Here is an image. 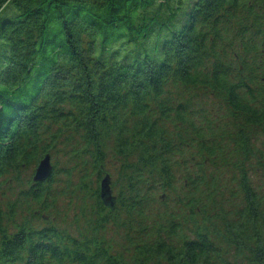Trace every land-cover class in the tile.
Here are the masks:
<instances>
[{
	"label": "trees",
	"instance_id": "trees-1",
	"mask_svg": "<svg viewBox=\"0 0 264 264\" xmlns=\"http://www.w3.org/2000/svg\"><path fill=\"white\" fill-rule=\"evenodd\" d=\"M0 264H264V0H0Z\"/></svg>",
	"mask_w": 264,
	"mask_h": 264
},
{
	"label": "rangeland",
	"instance_id": "rangeland-1",
	"mask_svg": "<svg viewBox=\"0 0 264 264\" xmlns=\"http://www.w3.org/2000/svg\"><path fill=\"white\" fill-rule=\"evenodd\" d=\"M60 147H63L65 152L67 150H70L71 151V147L70 148H67V147H64L63 145H60ZM60 153L58 155V157H55L54 155H51V160H52V164H57L58 166H69L71 167L75 160L74 159H70V157L68 156L67 153ZM112 153V151L110 152ZM57 159L59 161H57ZM37 168V167H36ZM36 168H34L33 170H29V171H25V173L23 174L25 177H28L29 174H30V171H33V173H35L36 171ZM116 170V169H115ZM61 184L58 182V184H56V186H60ZM15 188H13L14 190ZM115 189V188H114ZM67 199L68 197H61L59 200H58V203L56 204V211H60V214L64 215L65 217H68V219H70V221H68L67 223H63L61 221H58V219H55L59 225L61 226H64L66 227L72 234H77L80 230H82V228L85 226V223L84 221H80V222H77L75 221V219L78 217L80 213V209L79 207L75 204L77 201L74 199V202L71 203V205H68L67 203ZM157 207H162V205L160 203L157 202ZM35 206H37L35 204ZM46 214V213H45ZM43 213V216L42 217H36V219H33L34 217L32 216V211H29V210H26V207H23V208H20V213L17 214V218L19 219V222H22L23 219L25 217H28L29 219H31L33 225L35 227H40V226H43L45 225V219L47 218H54L52 215H48L47 217H44L45 215ZM46 216V215H45ZM114 230V232H113ZM106 232L109 234L107 235H110L112 234L113 236V243H115V245H119V247L121 248V250L124 252V254L126 255V252H128L127 250L131 249L130 247V242H125L123 239H122V235H121V231L119 229H116L114 227H108V229L106 230ZM128 254V253H127Z\"/></svg>",
	"mask_w": 264,
	"mask_h": 264
},
{
	"label": "water",
	"instance_id": "water-1",
	"mask_svg": "<svg viewBox=\"0 0 264 264\" xmlns=\"http://www.w3.org/2000/svg\"><path fill=\"white\" fill-rule=\"evenodd\" d=\"M54 165L52 164L51 155L46 154L39 162L33 179L36 182L46 181L52 174ZM102 197L107 203L114 204L113 191L111 188V180L109 175H107L102 180Z\"/></svg>",
	"mask_w": 264,
	"mask_h": 264
}]
</instances>
